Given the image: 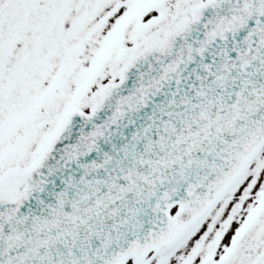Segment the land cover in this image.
I'll list each match as a JSON object with an SVG mask.
<instances>
[{
	"label": "snow or ice",
	"instance_id": "6c2138e0",
	"mask_svg": "<svg viewBox=\"0 0 264 264\" xmlns=\"http://www.w3.org/2000/svg\"><path fill=\"white\" fill-rule=\"evenodd\" d=\"M0 264H264V0H0Z\"/></svg>",
	"mask_w": 264,
	"mask_h": 264
}]
</instances>
